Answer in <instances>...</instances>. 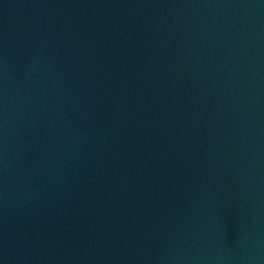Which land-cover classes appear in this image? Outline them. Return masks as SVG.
<instances>
[{
    "label": "water",
    "instance_id": "1",
    "mask_svg": "<svg viewBox=\"0 0 264 264\" xmlns=\"http://www.w3.org/2000/svg\"><path fill=\"white\" fill-rule=\"evenodd\" d=\"M0 264H264V0H0Z\"/></svg>",
    "mask_w": 264,
    "mask_h": 264
}]
</instances>
